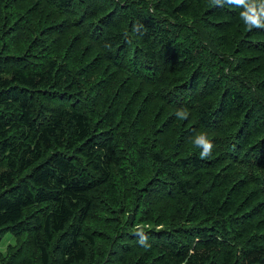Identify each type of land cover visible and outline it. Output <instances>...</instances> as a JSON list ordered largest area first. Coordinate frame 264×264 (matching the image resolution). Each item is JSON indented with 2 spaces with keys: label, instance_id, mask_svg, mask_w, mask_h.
<instances>
[{
  "label": "trees",
  "instance_id": "obj_1",
  "mask_svg": "<svg viewBox=\"0 0 264 264\" xmlns=\"http://www.w3.org/2000/svg\"><path fill=\"white\" fill-rule=\"evenodd\" d=\"M242 10L0 0V264H264V29Z\"/></svg>",
  "mask_w": 264,
  "mask_h": 264
},
{
  "label": "clouds",
  "instance_id": "obj_2",
  "mask_svg": "<svg viewBox=\"0 0 264 264\" xmlns=\"http://www.w3.org/2000/svg\"><path fill=\"white\" fill-rule=\"evenodd\" d=\"M214 6L223 7L224 5H234L242 7L240 18L248 30L253 28L264 29V0H211ZM110 47V45H107ZM189 113L185 109H178L176 116L180 119H187ZM194 144L202 149L200 151V158L205 159L212 154L214 143L208 138L206 133L197 135L194 139ZM136 234L139 236V243L142 246L150 247L147 243V236L143 229H138Z\"/></svg>",
  "mask_w": 264,
  "mask_h": 264
},
{
  "label": "rangeland",
  "instance_id": "obj_3",
  "mask_svg": "<svg viewBox=\"0 0 264 264\" xmlns=\"http://www.w3.org/2000/svg\"><path fill=\"white\" fill-rule=\"evenodd\" d=\"M13 243V237L9 234H3L0 237V253H3L7 244Z\"/></svg>",
  "mask_w": 264,
  "mask_h": 264
}]
</instances>
